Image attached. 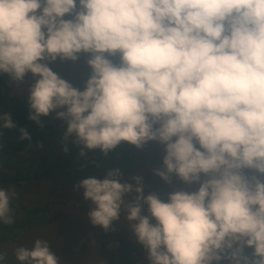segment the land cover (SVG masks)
<instances>
[{"label": "clouds", "instance_id": "1", "mask_svg": "<svg viewBox=\"0 0 264 264\" xmlns=\"http://www.w3.org/2000/svg\"><path fill=\"white\" fill-rule=\"evenodd\" d=\"M81 53L92 69L83 91L49 66ZM117 54L119 65L107 58ZM0 72L38 77L29 119L65 120L81 155L159 142L156 175L199 185L165 202L144 195L143 177L121 182L118 168L86 178L76 188L94 226L115 231L126 213L150 264H264V0H0ZM14 127L0 113V128ZM15 197L0 189L3 224L14 223ZM13 255L61 264L43 239Z\"/></svg>", "mask_w": 264, "mask_h": 264}, {"label": "rangeland", "instance_id": "2", "mask_svg": "<svg viewBox=\"0 0 264 264\" xmlns=\"http://www.w3.org/2000/svg\"><path fill=\"white\" fill-rule=\"evenodd\" d=\"M65 19H72V16H66ZM79 56L78 61L58 59L49 66L61 78L83 91L86 85L87 54L81 53ZM107 58L117 63L116 56ZM0 78L2 79L0 106L20 105L30 108L28 102L30 88L38 77L29 72L23 81H13L10 75L4 74H0ZM57 120L60 126L48 134V139L44 143L35 146L37 154L34 153L39 156L38 168H52L54 172L32 180L26 190L25 187H20L14 198L21 205L33 204L35 211L42 212V215L31 218L21 212L19 207H14L12 208L14 223L6 225L0 222V249L7 253L6 262L20 264L13 255L14 249L19 246L30 248L36 239H43L49 242L52 251L61 258V264H150L148 251L137 240L130 229V223L124 219L126 213H122L121 219L115 222V231L106 232L102 226H94L91 223L88 216L91 203L84 201L83 189L76 188V185L86 178L103 180L107 176L105 170L117 169L114 162L118 160L119 151L115 148L105 156L100 149L84 148L85 154L81 155L83 146L73 142L76 139L75 134L65 140L67 122L63 119ZM131 148V152L136 155V162L132 164L127 174L122 175L121 182L135 185L133 178L143 177L144 195L155 193L165 202L170 193L198 190V184L189 186L175 175L172 176L171 184L156 175L155 170L162 168L163 156L166 155L159 142L152 141L142 148L136 146ZM124 168L125 165H122L118 169L123 171ZM246 172L251 175V170ZM204 178L202 174V179ZM22 195L26 196L25 202L21 198ZM135 195L133 193V196ZM48 204L49 207L44 208ZM147 208L148 205L144 204L143 215H146ZM151 222L156 223L154 218ZM87 235L88 238L101 235L103 243L100 249V243L95 242L96 250L90 252L91 256L84 252L91 248L82 246Z\"/></svg>", "mask_w": 264, "mask_h": 264}, {"label": "trees", "instance_id": "3", "mask_svg": "<svg viewBox=\"0 0 264 264\" xmlns=\"http://www.w3.org/2000/svg\"><path fill=\"white\" fill-rule=\"evenodd\" d=\"M90 58L91 54H87L85 63V81H87L92 74V69L87 63L88 59ZM0 74H4L5 76L9 75L3 72H0ZM1 81L2 79L0 78V82ZM30 111V108L20 105H5L4 107L0 106V113H10L12 120L16 125V127L11 129L0 128V189H9L17 192L20 187H25L26 190L27 185L30 184L32 180L41 178L54 172L52 168H38L37 160L39 159V156L35 155L37 154V149H35V146L37 144L44 143L48 139V134L57 129L60 124L57 119L53 120L52 116H49L41 117L43 126H40L35 121L29 119ZM21 129L27 130L30 135V139H21ZM132 146L135 145H131L126 141H122L121 144L116 147L119 151V161L114 163L115 167L119 168L122 165H125L124 170L126 172L129 171V166L136 162V155L133 153V151L131 152ZM110 170H105L106 174ZM124 170L122 173L125 172ZM25 193H27V191ZM21 198L24 199L25 202L26 196L22 195ZM14 207H19L20 211L22 210L21 212H24L31 218L35 216V218H38L40 215H42V212L38 213L37 210L35 211V206L33 204L26 203L25 205H21L13 199L11 202V208ZM48 207L49 204L48 206L45 205L44 208ZM26 221L30 222L32 219H26ZM252 251L253 249H246V254L251 255ZM0 253H4V250L0 249ZM0 264L9 263L4 261L0 262ZM14 264L17 263L14 262ZM222 264H228V262L224 261Z\"/></svg>", "mask_w": 264, "mask_h": 264}, {"label": "crops", "instance_id": "4", "mask_svg": "<svg viewBox=\"0 0 264 264\" xmlns=\"http://www.w3.org/2000/svg\"><path fill=\"white\" fill-rule=\"evenodd\" d=\"M119 161V157H118V160L116 161V162H118ZM115 162V163H116ZM132 166V165H131ZM131 166H129V171H130V168H131ZM126 167H127V165H126ZM125 171V170H124ZM128 171V172H129ZM124 174L123 175H125V174H127V172L125 171V172H123ZM117 229H119L118 227H117ZM95 242H99L100 243V249L103 247V243H102V238H101V235H98V236H91V237H89L88 238V235L86 236V239L84 238V243L82 244V246H86V247H90L91 248V250H88V249H86L84 252H86L87 253V255L88 256H91V254H90V252L91 251H95L96 250V243ZM81 246V247H82Z\"/></svg>", "mask_w": 264, "mask_h": 264}, {"label": "built area", "instance_id": "5", "mask_svg": "<svg viewBox=\"0 0 264 264\" xmlns=\"http://www.w3.org/2000/svg\"><path fill=\"white\" fill-rule=\"evenodd\" d=\"M116 62H117L116 64L119 65V63H120L119 54H117V56H116ZM146 215L150 216V213L148 212V208L146 209Z\"/></svg>", "mask_w": 264, "mask_h": 264}, {"label": "bare ground", "instance_id": "6", "mask_svg": "<svg viewBox=\"0 0 264 264\" xmlns=\"http://www.w3.org/2000/svg\"><path fill=\"white\" fill-rule=\"evenodd\" d=\"M152 146V145H151ZM152 149V148H151ZM154 150V149H153ZM145 154V153H144ZM143 155V154H142Z\"/></svg>", "mask_w": 264, "mask_h": 264}]
</instances>
